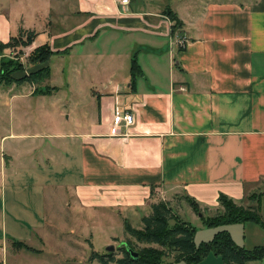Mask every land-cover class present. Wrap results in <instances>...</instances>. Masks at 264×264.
Here are the masks:
<instances>
[{
	"label": "crops",
	"instance_id": "crops-1",
	"mask_svg": "<svg viewBox=\"0 0 264 264\" xmlns=\"http://www.w3.org/2000/svg\"><path fill=\"white\" fill-rule=\"evenodd\" d=\"M19 28L53 53L11 76L47 65L53 89L0 84V264H83L87 213L264 183V0H0V42ZM115 109L133 120L110 135Z\"/></svg>",
	"mask_w": 264,
	"mask_h": 264
},
{
	"label": "trees",
	"instance_id": "trees-1",
	"mask_svg": "<svg viewBox=\"0 0 264 264\" xmlns=\"http://www.w3.org/2000/svg\"><path fill=\"white\" fill-rule=\"evenodd\" d=\"M167 13L173 20V24H177L178 21L175 17L169 11ZM34 35L35 32L32 30L19 28L15 35L9 37L7 42H0V52L4 48L27 46L33 40ZM52 53L47 44L39 45L28 53L26 62L29 65L42 63ZM22 67L20 62L3 57L0 62V84L29 81L34 84L36 93H46L53 89V87L41 86V82L49 77L47 65L40 66L25 76L18 78L11 76L12 72L22 70ZM251 195H248L249 199ZM185 199L192 208L197 206L194 200L188 197ZM240 202L242 201H234L223 194L218 195L219 213L214 217L200 216L205 225L213 226L215 230L209 240L198 245H195L192 240L193 227L186 221L175 219L172 224H169V221L175 216L172 215L167 202L158 200L150 203L149 213L140 217L141 226L139 228L131 226L126 220L122 222L128 237L130 236L136 242L144 243L146 246L136 248L135 243L128 238L118 246L122 252V257L115 258L111 251L100 254L91 250L87 260H95L100 264L109 262L117 264H173L176 260L185 259L189 264H193L209 250L219 255L222 264H245L248 261L258 260L264 254V239L260 245L244 248L234 244L226 228L221 227L235 222H250L264 229V219L258 217L254 209L243 208ZM149 244H155L158 247ZM11 245L14 249L33 250L18 240H12ZM127 247L137 253L135 259L130 257ZM169 258L170 260H167Z\"/></svg>",
	"mask_w": 264,
	"mask_h": 264
},
{
	"label": "rangeland",
	"instance_id": "rangeland-1",
	"mask_svg": "<svg viewBox=\"0 0 264 264\" xmlns=\"http://www.w3.org/2000/svg\"><path fill=\"white\" fill-rule=\"evenodd\" d=\"M172 2H177L178 0H170ZM200 0H197V3ZM191 4L189 3V7ZM24 46H14L11 48H7L6 53L7 56L4 58H8L12 61H17L23 64L24 56H28V53L24 51ZM58 66H54V71L56 72ZM68 74V72H67ZM57 78H54V82L56 83ZM43 82V81H42ZM43 87L47 86L45 84L41 85ZM49 87V86H48ZM79 111L75 110H66L65 114L70 115L69 123L73 120V117L79 114ZM40 129V128H38ZM251 195V198L249 199L248 195ZM248 195H246L240 202L241 206L243 208H252L256 211L258 214V217L261 219H264V183L261 185L255 187L253 191H251ZM169 205V204H168ZM172 215L175 216V218L171 219L169 221V224H172L175 219H180L186 221L190 226L193 227V236L192 240L195 245H198L202 242H205L209 240L212 237V233L215 230L213 226L205 225L202 221L200 216L202 217H214L217 213L220 211V207H211V208H204L196 206L195 208H192L189 205V202L182 198V196H179L177 198V202L172 203V206H170ZM193 212V214L191 213ZM141 215V214H140ZM197 215V216H196ZM199 216V217H198ZM139 216L127 215V219H125L131 226L135 228H139L141 226V223L138 219ZM86 220H87V230L90 232V242H91V248L98 252V253H104L106 251V247L108 245H112L113 249L111 252H113V255L115 258L122 257V252L119 250L118 246L123 243L125 239H130L135 243V247L138 248L140 246H146L144 243L136 242L134 239H132L130 236L125 233L122 222L123 219H120L119 215H114L108 211H96L93 213H87L86 214ZM226 228L228 231V234L233 241L234 244L242 246L244 248H251L255 245H260L263 242L264 239V229L253 224L250 222H235L230 223L225 226H221ZM217 229V228H216ZM114 237L111 242H107L105 239L108 237ZM110 241V240H108ZM150 246L158 247L155 244H149ZM49 247V246H48ZM13 246L9 245L8 250H12ZM92 250V251H93ZM110 252V251H109ZM12 251H9L7 254V261L8 264H14L18 262L17 257L18 255H11ZM64 253V252H63ZM26 254V253H25ZM65 255V254H63ZM44 258L49 257L50 255H42ZM61 256L60 254L56 255L54 258H59ZM43 257H40L38 259H44ZM89 254L87 255L86 259H88ZM18 258L21 259V256ZM166 260V259H165ZM167 260H170L167 259ZM81 263H87L82 262ZM39 264H42L41 262ZM91 264H100L97 261H94ZM107 264H117L115 262H109ZM173 264H189L185 259H179L173 262ZM193 264H222V261L218 254L214 253L212 250H209L206 254H204L199 260H197ZM245 264H264V254L261 258L258 260H252L248 261Z\"/></svg>",
	"mask_w": 264,
	"mask_h": 264
},
{
	"label": "built area",
	"instance_id": "built-area-1",
	"mask_svg": "<svg viewBox=\"0 0 264 264\" xmlns=\"http://www.w3.org/2000/svg\"><path fill=\"white\" fill-rule=\"evenodd\" d=\"M177 44H182L185 42V39L183 38H178L176 39ZM133 116L130 112L124 111V110H119L115 109L112 112V117H111V126H110V135H119V126H128L132 123Z\"/></svg>",
	"mask_w": 264,
	"mask_h": 264
},
{
	"label": "water",
	"instance_id": "water-1",
	"mask_svg": "<svg viewBox=\"0 0 264 264\" xmlns=\"http://www.w3.org/2000/svg\"><path fill=\"white\" fill-rule=\"evenodd\" d=\"M112 249H113L112 245H108L106 247V251L107 252L111 251ZM126 249H127L128 253H129L130 257H132V259H135L136 256H137V253L135 251H133L132 249H130L129 247H127Z\"/></svg>",
	"mask_w": 264,
	"mask_h": 264
}]
</instances>
